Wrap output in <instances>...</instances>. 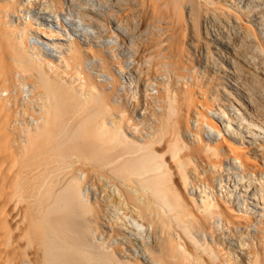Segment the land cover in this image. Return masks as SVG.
Returning <instances> with one entry per match:
<instances>
[{
    "label": "bare ground",
    "instance_id": "6f19581e",
    "mask_svg": "<svg viewBox=\"0 0 264 264\" xmlns=\"http://www.w3.org/2000/svg\"><path fill=\"white\" fill-rule=\"evenodd\" d=\"M243 19L264 0H0V264H264Z\"/></svg>",
    "mask_w": 264,
    "mask_h": 264
},
{
    "label": "rangeland",
    "instance_id": "374dc122",
    "mask_svg": "<svg viewBox=\"0 0 264 264\" xmlns=\"http://www.w3.org/2000/svg\"><path fill=\"white\" fill-rule=\"evenodd\" d=\"M233 2H236V0L234 1L233 0ZM253 14L252 13H250V12H248V11H244L243 12V10H242V16H243V18L245 17V18H247V19H251L253 16H252ZM254 18V17H253ZM244 20V19H243ZM245 22H247L246 20H244V25L246 24L248 27H249V30H251V31H249L251 34H253V37L255 38V40L257 41V42H259L260 44H261V47L263 48V50H264V36H262L261 34H260V31L258 30V29H256V27H259V26H262V25H259V24H256V22L253 20L252 22L251 21H249L248 23H245ZM234 30H230V31H226L227 33V38H228V40H231L232 42H235V44H236V46L237 45H239V46H237V48H240L239 50L241 51L242 49V51H241V54H248V43H247V41H246V39H244L243 37L241 38V36H239L237 33H236V31L235 32H233ZM200 34V35H199ZM235 34V35H234ZM237 34V35H236ZM190 35L188 34V33H186V38H190L189 37ZM235 36H237V37H235ZM197 37H198V39H200V40H208V38H206V36H205V34L204 33H202V32H198L197 33ZM207 37H209L208 35H207ZM239 37V38H238ZM238 41H237V40ZM236 40V41H235ZM242 42H241V41ZM240 42V43H239ZM245 42V43H244ZM243 47H242V46ZM243 51H244V53H243ZM198 55L193 59V62L194 63H197L196 61L198 60ZM196 58H197V60H196Z\"/></svg>",
    "mask_w": 264,
    "mask_h": 264
}]
</instances>
